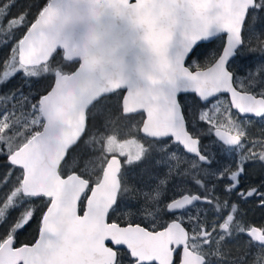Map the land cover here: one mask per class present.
Returning a JSON list of instances; mask_svg holds the SVG:
<instances>
[{
    "label": "snow or ice",
    "instance_id": "snow-or-ice-1",
    "mask_svg": "<svg viewBox=\"0 0 264 264\" xmlns=\"http://www.w3.org/2000/svg\"><path fill=\"white\" fill-rule=\"evenodd\" d=\"M14 7L0 0V47L16 41L0 84L20 73L51 83L0 97L15 102L0 113V264H226L222 242L241 236L264 264V225L188 187L223 185L264 209V185L240 190L248 162L264 166V140L245 148L247 126L264 125V0H43L11 16ZM137 115L121 138L116 123ZM38 211L37 237L17 246Z\"/></svg>",
    "mask_w": 264,
    "mask_h": 264
},
{
    "label": "trees",
    "instance_id": "trees-1",
    "mask_svg": "<svg viewBox=\"0 0 264 264\" xmlns=\"http://www.w3.org/2000/svg\"><path fill=\"white\" fill-rule=\"evenodd\" d=\"M25 3H32V4H42L43 0H16V7L11 8L10 15L15 16L17 12L20 10L21 6ZM25 30H21V32L16 33V39H19L22 32ZM3 34H0V44H3ZM15 40H12L10 43H8L7 46L0 47V62L4 61L5 59H8L9 62H11V47L13 44H15ZM255 55L259 56V53H256ZM3 73L0 71V80H3ZM51 83L49 78H41L37 82H26L25 78L23 77V74H17L14 76L11 80H9L6 84H0V97L4 96H10L13 92H17L18 90H23L25 94H29L31 96H36L37 93L44 94L45 90L47 89L48 85ZM30 85V86H29ZM38 98V97H37ZM34 102V101H32ZM15 102H5L2 99H0V113H2L5 108L8 109L9 112L13 111L12 104ZM111 105H115V98H113L111 101H109ZM215 103V101H213ZM187 105L192 104L191 96L186 100ZM26 111H29V109H26ZM190 112V108H189ZM20 114V110H16V115ZM219 113H217V116L219 117ZM142 120V115H137L135 119L131 122H125V121H118L116 123V128L120 133L121 138H127L126 134L128 131V128L139 123ZM261 125V126H260ZM91 128V117H90V125ZM134 130V129H133ZM264 125L256 123L248 125L247 126V134L249 137V141L257 138V136H261V139L264 138ZM6 163V160H0V175H3L7 170L3 168V164ZM71 166V161H69V165L65 166V172L64 175L69 174V167ZM247 175H250L253 178H261L264 179V168L261 165L253 166V167H247ZM12 179L14 180L15 177L13 176ZM191 191H195L192 187L188 186ZM214 187L213 183L208 184V191L205 192L204 189L202 191L203 195H208L209 197L212 196V189ZM2 191H6V189L0 190V194H2ZM171 192V191H169ZM168 192V193H169ZM170 194V193H169ZM38 210H44L45 208V202L42 200H37L34 202L33 205ZM22 209H15L11 211L9 215V220H13L18 214L19 211ZM41 211L37 212V215L35 219H33L29 226H27L22 232H20L18 236V244L19 242H29L33 241L37 237L38 234V228H39V220H40ZM114 218H119L120 222L122 224H127L128 222H131L133 219L132 213H117ZM7 225L0 226V231H4ZM246 242L242 239H230L228 242H222V251L224 253V261L226 264H239L240 261L244 260L247 262V264H253V260L255 259L256 250H250L246 246Z\"/></svg>",
    "mask_w": 264,
    "mask_h": 264
},
{
    "label": "flooded vegetation",
    "instance_id": "flooded-vegetation-1",
    "mask_svg": "<svg viewBox=\"0 0 264 264\" xmlns=\"http://www.w3.org/2000/svg\"><path fill=\"white\" fill-rule=\"evenodd\" d=\"M143 118L144 117L142 115V119ZM256 124L258 125V123H256ZM253 140L260 141V140H264V138L261 139V136H257V138H254V139L246 142L245 148L251 147L250 142ZM256 151H259V149H256ZM229 159H231V157H229ZM225 162H227V161H225ZM257 165H261V163L249 161L247 164V167H253V166H257ZM247 167H246V169H247ZM263 168H264V166H263ZM246 173H247V170H246ZM213 184H214L213 188H215V192H213V189H212V196H210V198H219L221 201L228 199L231 203H237L239 205V208H240V215L238 216V219L247 223L249 226L259 227V226L264 225V209H261L258 206V202L255 200V198H250L247 203H243V202L239 201L235 195L225 194V192L223 191V185H219V184H215V183H213ZM262 185H264V179L253 178L250 175L246 174L245 176L242 177V187L240 190H247L251 187L261 188ZM189 186L195 190V191H191L192 194L203 195V193H202L203 188H199L194 183L190 184ZM169 193H168V195L171 196L172 192H169ZM201 207H208L209 209L211 208V206H203V205ZM215 219H216V217L214 215H212L211 211L209 210V212L207 214V224L209 226V230H211V225ZM215 239H219V237L217 236ZM233 239H236V238H233ZM239 239L247 241V237H244V236H241Z\"/></svg>",
    "mask_w": 264,
    "mask_h": 264
},
{
    "label": "water",
    "instance_id": "water-1",
    "mask_svg": "<svg viewBox=\"0 0 264 264\" xmlns=\"http://www.w3.org/2000/svg\"><path fill=\"white\" fill-rule=\"evenodd\" d=\"M67 175H65V177H66ZM80 215H82L83 214V212L81 211L80 213H79ZM17 246H19V245H17Z\"/></svg>",
    "mask_w": 264,
    "mask_h": 264
},
{
    "label": "rangeland",
    "instance_id": "rangeland-1",
    "mask_svg": "<svg viewBox=\"0 0 264 264\" xmlns=\"http://www.w3.org/2000/svg\"><path fill=\"white\" fill-rule=\"evenodd\" d=\"M29 110H30V108H29Z\"/></svg>",
    "mask_w": 264,
    "mask_h": 264
}]
</instances>
